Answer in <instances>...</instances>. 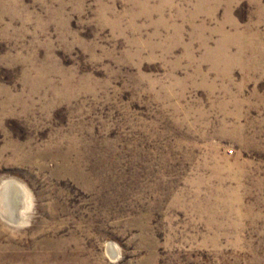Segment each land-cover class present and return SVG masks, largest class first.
Listing matches in <instances>:
<instances>
[{"label":"rangeland","instance_id":"obj_1","mask_svg":"<svg viewBox=\"0 0 264 264\" xmlns=\"http://www.w3.org/2000/svg\"><path fill=\"white\" fill-rule=\"evenodd\" d=\"M0 264H264V0H0Z\"/></svg>","mask_w":264,"mask_h":264},{"label":"bare ground","instance_id":"obj_2","mask_svg":"<svg viewBox=\"0 0 264 264\" xmlns=\"http://www.w3.org/2000/svg\"><path fill=\"white\" fill-rule=\"evenodd\" d=\"M12 186L17 187L14 183L10 182V186H6L4 192L2 193L3 208L10 218H22L20 217V211L22 207L21 202L24 197H21L22 195L19 186L16 189L12 188Z\"/></svg>","mask_w":264,"mask_h":264}]
</instances>
